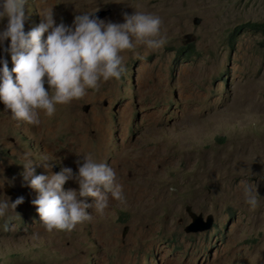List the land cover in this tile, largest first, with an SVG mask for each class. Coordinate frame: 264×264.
<instances>
[{
    "label": "rangeland",
    "instance_id": "obj_1",
    "mask_svg": "<svg viewBox=\"0 0 264 264\" xmlns=\"http://www.w3.org/2000/svg\"><path fill=\"white\" fill-rule=\"evenodd\" d=\"M51 8L55 23L66 26L83 13L105 23L152 13L166 44L122 52L119 79L101 80L51 117L40 111L38 125L14 119L0 101V201L24 197L0 218V264H146L151 250L150 264H264V47L260 34L233 31L264 22V0H27L24 32ZM7 24L0 18V32ZM8 45L0 43V60L11 73ZM89 154L115 170L124 201L109 196L103 214L87 210L91 221L46 231L24 194L25 155L41 171L47 157L50 170L76 174ZM246 185L256 186L255 210L245 203ZM63 188L79 185L68 180ZM228 209L235 218L226 224ZM191 212L212 214L214 227L186 234ZM166 234L182 245L168 257L155 242Z\"/></svg>",
    "mask_w": 264,
    "mask_h": 264
},
{
    "label": "clouds",
    "instance_id": "obj_2",
    "mask_svg": "<svg viewBox=\"0 0 264 264\" xmlns=\"http://www.w3.org/2000/svg\"><path fill=\"white\" fill-rule=\"evenodd\" d=\"M26 2L27 0H3L0 4V18H8L6 29L0 32V43L9 41L6 50L12 54L14 67L11 73H15L14 81L7 62L0 60L3 65L0 67V101L7 111H11L14 119L26 124L38 125L40 111L49 117L53 116L57 105L84 97L87 89H98L101 80L119 79L126 71L122 52L133 50L137 46L156 50L166 44V37L161 34V18L140 11L132 15L124 14L123 23H105L97 18L102 15L83 13L74 17L72 26H66L55 23L51 8L43 13L42 23L25 33ZM45 33L47 36L43 39ZM45 83L48 85L47 90ZM84 107L89 110V106ZM47 161L49 160L45 157L40 162L47 171L35 167L36 163L27 155L22 164V177L28 186L24 192L30 202L28 206L34 209L31 210L34 220L38 219L36 213L38 214L46 231L71 232L77 225L91 221L92 216L87 210L94 208L97 213L103 214L108 207L109 196L124 201L122 185L117 183L115 170L105 162H96L90 154L83 156L82 164L77 161L79 167L76 174L70 167H63L56 173L57 168L50 170L51 166ZM134 176L140 178L138 175ZM68 180L76 181L79 190L65 191L63 185ZM31 190L37 193L33 200ZM243 192L245 203L251 210H255L259 204L256 186L253 188L246 185ZM14 193L12 188H6V195ZM80 197H91L94 202L86 203ZM23 202L22 196L11 203L8 197L0 201V218L5 217L9 209L15 212L16 207ZM191 213L200 214L204 219L211 215L214 225L215 218L212 214L204 216L201 213ZM234 218V212L228 209L224 216L225 223L232 222ZM189 220L187 225L191 223L190 214ZM2 230L7 232L8 224H3ZM208 231L185 233L201 234ZM155 242L165 250L166 257L182 247L175 234L161 235ZM153 251L145 256L146 264L151 263Z\"/></svg>",
    "mask_w": 264,
    "mask_h": 264
},
{
    "label": "water",
    "instance_id": "obj_3",
    "mask_svg": "<svg viewBox=\"0 0 264 264\" xmlns=\"http://www.w3.org/2000/svg\"><path fill=\"white\" fill-rule=\"evenodd\" d=\"M3 3V0H0V4ZM0 11H2V8H0ZM95 16V15H93ZM197 22V19L194 21ZM84 111L88 110V107H84ZM191 223L186 226L185 232L187 233H198V232H204L211 229L213 225V217L211 215H208L205 219L202 217V215H196L195 213H190Z\"/></svg>",
    "mask_w": 264,
    "mask_h": 264
},
{
    "label": "trees",
    "instance_id": "obj_4",
    "mask_svg": "<svg viewBox=\"0 0 264 264\" xmlns=\"http://www.w3.org/2000/svg\"><path fill=\"white\" fill-rule=\"evenodd\" d=\"M242 29H249L255 34H258V35L260 34V36H261V44L260 45L262 47H264V22H247V23H244V24L236 27L233 31L236 32V31H240ZM193 50H194V46L189 45L188 51L193 52ZM180 52L185 53L183 48H181Z\"/></svg>",
    "mask_w": 264,
    "mask_h": 264
},
{
    "label": "bare ground",
    "instance_id": "obj_5",
    "mask_svg": "<svg viewBox=\"0 0 264 264\" xmlns=\"http://www.w3.org/2000/svg\"><path fill=\"white\" fill-rule=\"evenodd\" d=\"M205 258V257H204Z\"/></svg>",
    "mask_w": 264,
    "mask_h": 264
}]
</instances>
